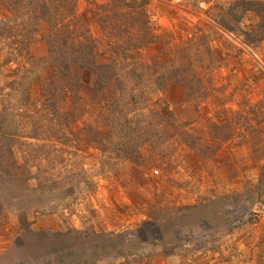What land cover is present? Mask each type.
<instances>
[{
    "label": "rangeland",
    "instance_id": "374dc122",
    "mask_svg": "<svg viewBox=\"0 0 264 264\" xmlns=\"http://www.w3.org/2000/svg\"><path fill=\"white\" fill-rule=\"evenodd\" d=\"M41 1L0 0L1 168L14 175L0 170V264L68 251L80 264H264V40L241 32L255 13L232 32L218 20L233 0H148L156 38L125 49L101 20L109 0H66L117 73L103 85L84 70L53 113L38 102L51 70L50 22L32 31ZM189 64L201 81L158 84ZM211 122L232 136L215 141Z\"/></svg>",
    "mask_w": 264,
    "mask_h": 264
},
{
    "label": "trees",
    "instance_id": "16d2710c",
    "mask_svg": "<svg viewBox=\"0 0 264 264\" xmlns=\"http://www.w3.org/2000/svg\"><path fill=\"white\" fill-rule=\"evenodd\" d=\"M147 3L148 0H109L105 4V7L109 9L106 8V15L101 16V20L110 27L111 33L116 38L120 39L124 36L125 49L145 46L156 38L150 25L146 8ZM74 8V3L66 2V0H42L38 4L36 10L38 13L35 15L36 20L32 27V31L36 30L34 26L36 21L43 19L50 22V32L46 40L51 70L45 80L42 81L38 102L44 106V109L52 110L51 112L53 113L57 112L55 106L60 100L63 101V97L67 96V93L72 99L78 98L79 84L81 82L80 75L84 70H92L98 73L99 82L102 81L103 85L114 78L115 73H117V59L115 60V57L105 63L98 62V50L96 49L95 41L87 33L88 30L85 27L78 25ZM249 11L255 13L257 21L252 28L249 30L243 29L241 32L243 33L244 41L251 45L264 40L263 0H233L225 8L218 23L228 31L239 32L237 30L240 22L246 12ZM132 75H135V69L132 71ZM139 76H143V73H139ZM173 76L178 77L176 81H179V77L190 76L193 79L192 84L201 78L197 77V73L192 68V65L189 64L186 67H176L169 72L162 71L161 76H158L156 80L159 85L164 86L162 85V80ZM195 90L197 91L196 88ZM73 101L71 106H75ZM224 127L225 125L211 122L209 125L210 132H208L215 141H223L232 136V132L230 130H228L229 132L224 131ZM13 135H17V133H13ZM9 136L6 131L2 130L0 125V170L1 174L4 173L10 179L11 176H14L12 172L9 176L8 170L1 168L4 161L10 159L6 156V152L8 150L10 152V141L7 139ZM4 193L3 200L8 199L10 203L13 201L14 205L19 207L16 197L12 198L6 191ZM0 202L2 201L0 200ZM0 208H2V203H0ZM103 247H106V245H103ZM74 255V251L65 252L60 256L57 264L82 263ZM51 261L50 258H47V262Z\"/></svg>",
    "mask_w": 264,
    "mask_h": 264
},
{
    "label": "crops",
    "instance_id": "0c3cea01",
    "mask_svg": "<svg viewBox=\"0 0 264 264\" xmlns=\"http://www.w3.org/2000/svg\"><path fill=\"white\" fill-rule=\"evenodd\" d=\"M43 43H39V44H32V46H31V49H32V51H33V53L35 54V55H45L46 54V50L44 49L43 50V45H42ZM37 45H39V47H41L42 48V52H40V53H37L36 52V47H37Z\"/></svg>",
    "mask_w": 264,
    "mask_h": 264
}]
</instances>
